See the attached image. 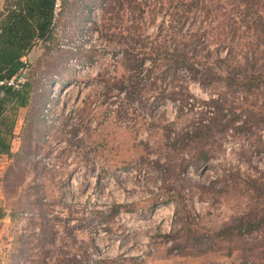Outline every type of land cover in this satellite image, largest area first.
<instances>
[{"label": "rangeland", "instance_id": "374dc122", "mask_svg": "<svg viewBox=\"0 0 264 264\" xmlns=\"http://www.w3.org/2000/svg\"><path fill=\"white\" fill-rule=\"evenodd\" d=\"M97 1H69L59 50L37 47L30 59L31 114L44 94L48 106L30 132L37 157L0 166V264H264V224L242 235L234 228L264 217V90L170 67L179 45L159 31L165 15L176 27L190 13L188 30L213 6L234 16L237 2ZM248 22L239 32L253 47L259 31ZM130 38L157 60H126ZM80 47L95 62L67 66L65 51ZM227 48L216 40L183 50L209 54L202 63L211 65ZM54 76L61 80L48 87ZM206 167L207 183L185 176ZM165 214L176 218L170 235L158 232Z\"/></svg>", "mask_w": 264, "mask_h": 264}, {"label": "trees", "instance_id": "16d2710c", "mask_svg": "<svg viewBox=\"0 0 264 264\" xmlns=\"http://www.w3.org/2000/svg\"><path fill=\"white\" fill-rule=\"evenodd\" d=\"M69 1L78 2V0H61V10L59 16L54 22V11L57 0H2L0 6V81L11 79L17 76L21 70L24 69L23 59L30 52L40 44L43 45V49L46 54H54L57 49L59 50L58 40L60 34L66 31V18L67 16V4ZM95 1V0H93ZM97 1V0H96ZM183 0H181L182 3ZM191 1V6H198L201 0H188ZM204 0L203 2H206ZM212 3V0H208ZM237 6L241 11H234V16L226 12H222L217 6H213V9L203 12L202 16L193 13L194 18L203 17L199 25H193L188 30H183L186 21L191 17V14L183 11V13L176 16V27L173 26L170 19L164 16L163 24L159 27L162 38L166 44L170 46L174 43L179 45L176 49L177 52L173 53V64L179 65L193 71L196 75H201L203 79H211V81L220 80L225 82L227 87H237L238 89H263L264 90V49L260 50L256 42L263 41L260 35L264 33V0H235ZM83 2L80 1V4ZM100 5L105 4V0L97 1ZM228 3V2H227ZM229 4V3H228ZM218 5V4H216ZM93 4L87 6L88 17L90 18L91 9ZM202 9V8H201ZM263 9V10H262ZM247 13L248 17L243 16L242 13ZM170 17V16H169ZM218 19L217 26H214ZM248 22V26L254 33H258L257 37H252V46L248 47V43H244L245 38L243 34L239 32V27ZM97 22V21H96ZM98 23V22H97ZM163 27V28H162ZM174 29H177L176 31ZM98 35V33H97ZM130 43L127 48L122 49V56L126 60L139 59L141 62L145 58H150L155 61L159 55L158 52L150 51L137 52L138 44L137 39H127ZM126 40V41H127ZM177 40L179 42L176 43ZM218 40L222 45V48H227V53L217 62V64H206L204 59L208 58L209 54L202 53H189L183 50L185 45L197 46L199 44H210ZM188 43V44H187ZM264 44V41L263 43ZM264 46V45H263ZM105 47V45H104ZM248 48L250 52L245 49ZM85 48H69L64 53L65 64L71 66L73 61L83 59L84 61L93 63L96 58L94 56L85 57L82 56V51ZM258 49V50H257ZM89 51V50H87ZM84 51V52H87ZM95 51V50H94ZM209 53V50H207ZM212 52V51H211ZM82 53V54H81ZM213 54V52H212ZM84 55V54H83ZM135 60H133L134 62ZM197 63V65H196ZM66 66V67H67ZM69 66V67H70ZM174 67V66H172ZM69 69V68H68ZM56 80H61L57 76L47 80V85L50 87L56 83ZM206 86L210 83L205 82ZM32 82L27 83L21 91H15L11 88H5L0 85V156L2 154H11V143L14 138L15 123L8 119L5 115L9 104L14 102L17 106H26L29 103V96L32 91ZM132 92H130L131 94ZM49 98L48 94H44L40 105H44L42 110H39L38 114H32L31 119L36 124L40 121L44 122V110L47 107L46 100ZM43 100V101H42ZM216 100H211L212 103H216ZM44 130L46 125L44 124ZM42 126V127H43ZM27 147L23 154L16 157H20L23 160H28L37 157L35 153L29 152ZM1 182V179H0ZM5 212L0 208V219L3 218ZM243 217L237 226L234 228L238 230L239 235H242L245 231L251 232L259 229L264 224V217L255 224L249 220L246 221Z\"/></svg>", "mask_w": 264, "mask_h": 264}, {"label": "crops", "instance_id": "0c3cea01", "mask_svg": "<svg viewBox=\"0 0 264 264\" xmlns=\"http://www.w3.org/2000/svg\"><path fill=\"white\" fill-rule=\"evenodd\" d=\"M2 5V0H0V6ZM37 47H43L42 44H40ZM35 47L30 54L28 55V59L30 60L32 58V55L34 54V50L37 48ZM33 84V83H32ZM36 92L34 89V86H32V91L30 93L29 103L26 106H17L14 102L9 104V107L6 112V117L13 121L15 123L14 127V138L12 140V147H11V154H2L0 156V166L4 164V161H9L11 158L16 157L18 155L23 154V151L29 147L28 145L35 142V138L30 139V132L31 128L36 127V122L34 124V120L31 119V112H32V103H33V94ZM38 104V103H37ZM43 104H38L39 110L43 109ZM42 121L38 122L37 124H41ZM44 128V126H43ZM46 130L44 131V135L42 139H44ZM1 168V167H0Z\"/></svg>", "mask_w": 264, "mask_h": 264}, {"label": "built area", "instance_id": "2783aa9c", "mask_svg": "<svg viewBox=\"0 0 264 264\" xmlns=\"http://www.w3.org/2000/svg\"><path fill=\"white\" fill-rule=\"evenodd\" d=\"M61 10V0H57L55 11H54V22H56L59 12ZM24 69L21 70V72L8 80L0 81V85L5 88H11L15 91H21L24 89V87L27 85V83L30 82V73H31V62L28 58H24ZM48 106V105H47ZM210 166V165H208ZM210 167H206L200 170L198 175H195L192 170H187L185 173V176L188 178H191L193 180H196L198 182H208V173H209ZM160 205H165L164 198H160ZM176 229V218H173L170 214H165L163 218H159L158 220V232L161 235H170L172 234ZM154 248V245L152 243H149L148 251L152 250Z\"/></svg>", "mask_w": 264, "mask_h": 264}]
</instances>
